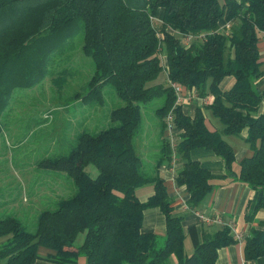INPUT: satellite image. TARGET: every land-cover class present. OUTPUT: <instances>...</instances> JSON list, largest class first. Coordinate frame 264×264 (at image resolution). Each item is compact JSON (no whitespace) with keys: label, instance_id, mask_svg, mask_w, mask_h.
<instances>
[{"label":"trees","instance_id":"obj_1","mask_svg":"<svg viewBox=\"0 0 264 264\" xmlns=\"http://www.w3.org/2000/svg\"><path fill=\"white\" fill-rule=\"evenodd\" d=\"M81 31L80 49L94 70L85 93L73 95L75 102L91 103L92 118L100 115L97 106L109 84L122 103L104 108L91 130H76L66 149L36 161L61 173L54 174L68 187L60 182L59 190L66 191L40 204L32 225L1 212L0 204V258L4 264H32L43 246L54 251L44 258L57 264H214L218 249L234 236L225 225L213 233L198 234L194 226L185 233L160 168L174 157L181 160L176 181L186 187L188 209L195 211L214 176L189 152L211 149L223 159L225 175L253 190L246 218L264 209V87L258 86L264 0H0V134L1 117L17 90L49 77L61 87L66 70L51 66ZM186 35L193 37L188 44ZM226 76L232 83L221 89ZM172 84L202 98L212 95L206 108L222 128L207 127L204 107L186 115ZM169 113L179 131L175 146L167 132ZM243 130L252 153L235 173L234 151L224 136ZM146 186L153 193L142 201L136 191ZM149 207L164 215L163 236L141 228ZM259 225L243 241L245 259L264 256V221Z\"/></svg>","mask_w":264,"mask_h":264},{"label":"rangeland","instance_id":"obj_2","mask_svg":"<svg viewBox=\"0 0 264 264\" xmlns=\"http://www.w3.org/2000/svg\"><path fill=\"white\" fill-rule=\"evenodd\" d=\"M82 34V31L78 34L72 49L57 56L51 66L56 71L66 70L59 78L64 80L61 87L58 88L49 77L32 89L17 90L8 110L1 117L0 204L5 203L1 212H14L28 225L34 223L40 204L56 199V195L66 191L59 190L60 182L68 187L54 174L61 173L44 169L36 161L66 149L73 142L71 135L76 130H91L94 122L102 118L104 108L110 109L122 103L109 84L104 85L102 90V107L97 106V112L101 110L100 115L95 114L92 118L90 108L94 106L91 103L75 102L73 95L85 93L94 70L92 59L80 49ZM56 71L53 76L58 75ZM166 77V73L161 72L158 79L164 82ZM216 121L218 124L219 119L216 118ZM91 171L95 172L93 167ZM82 237L83 233H79L76 243H80Z\"/></svg>","mask_w":264,"mask_h":264},{"label":"crops","instance_id":"obj_3","mask_svg":"<svg viewBox=\"0 0 264 264\" xmlns=\"http://www.w3.org/2000/svg\"><path fill=\"white\" fill-rule=\"evenodd\" d=\"M260 68L264 72V34L258 42ZM232 83V77L226 76L221 80L219 86L221 89L228 88ZM258 86L264 87V73ZM185 92L184 94H186ZM213 96L195 97L182 105V110L186 115L192 116L196 107H204L205 124L211 130L222 128V124L206 106L212 103ZM212 115V118H211ZM178 130L175 136L179 138ZM246 130L241 135H226L224 139L232 146L234 151L233 172L238 171V164L244 157L251 155L252 151L245 142L244 137ZM192 160L198 161L202 167L209 170L214 176L212 190L200 202L195 211H189L187 199L189 197L187 189L184 185H179L176 181L178 172L182 169V162L178 157L169 166L160 168V176L163 179L166 192L172 199L174 208L183 215L182 225L186 233L189 227L194 226L198 234L201 232L213 233L221 224L217 222L207 223L200 218V215L210 218H220L224 222L233 224L235 241L218 249L217 258L214 264H264V256L255 259H245L243 255V241L250 233L252 228H260L259 222L264 221V209H259L251 220L246 218L247 203L252 199L254 192L246 184L234 180L233 176L225 175L226 167L223 159L216 155L211 149L197 147L189 152ZM153 193L152 186L139 188L136 191L137 197L144 201ZM141 228L145 232H153L158 236H163L165 232V218L158 207L146 208L143 212ZM4 241L0 238V244ZM186 244V245H185ZM184 249L192 251V247L188 238L184 240ZM37 253L41 256L32 264H57L47 258L54 253L51 249L39 246ZM0 264H4V259L0 258Z\"/></svg>","mask_w":264,"mask_h":264},{"label":"built area","instance_id":"obj_4","mask_svg":"<svg viewBox=\"0 0 264 264\" xmlns=\"http://www.w3.org/2000/svg\"><path fill=\"white\" fill-rule=\"evenodd\" d=\"M184 38H185V43L188 44L189 41H191L193 37L191 35H186ZM172 85L176 93V104L183 105L185 102H188L191 99L198 97L196 92L193 90L191 91L189 90L187 91L186 94H184V89L181 86L175 85V84H172ZM176 131L177 129L175 125L173 124V115L172 113H169L167 115V132L169 134L172 146H175L176 141L179 139L175 136ZM200 218L207 223L217 222L221 225H225L230 229L231 233L234 232L233 224L231 222H224L220 218H215V217L210 218V217H204L202 215H200Z\"/></svg>","mask_w":264,"mask_h":264}]
</instances>
